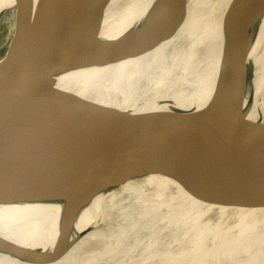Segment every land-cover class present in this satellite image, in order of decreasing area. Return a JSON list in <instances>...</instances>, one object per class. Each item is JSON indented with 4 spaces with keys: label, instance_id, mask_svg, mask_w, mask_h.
<instances>
[{
    "label": "bare ground",
    "instance_id": "obj_1",
    "mask_svg": "<svg viewBox=\"0 0 264 264\" xmlns=\"http://www.w3.org/2000/svg\"><path fill=\"white\" fill-rule=\"evenodd\" d=\"M176 1L187 3L183 17L134 30L154 8L167 10L157 0H109L94 65L59 72L57 86L82 98L80 124L121 109L159 115L152 142L198 134L205 148L264 161V19L250 52L228 55L252 67V110L239 117L211 95L223 26L240 17V1ZM233 136L258 147L242 149ZM220 137L228 138L209 142ZM0 231V264H264V206L226 202L158 173L83 187L55 205L0 204Z\"/></svg>",
    "mask_w": 264,
    "mask_h": 264
},
{
    "label": "water",
    "instance_id": "obj_2",
    "mask_svg": "<svg viewBox=\"0 0 264 264\" xmlns=\"http://www.w3.org/2000/svg\"><path fill=\"white\" fill-rule=\"evenodd\" d=\"M239 1L240 17L223 26L211 100L232 115L247 117L254 102L248 95L252 67L228 55L250 52L264 19V0L250 1L247 8ZM17 2L14 32L0 56V204L55 205L83 187L158 173L226 202L264 206V161L205 148L196 141L198 134L170 144L152 142L159 115L121 109L80 124L82 98L59 88L56 75L94 65L109 0H45L37 13L34 0ZM159 4L170 11L168 16L154 8L134 30L156 18L170 22L173 13L177 19L186 14L187 3ZM241 21L243 27L236 24ZM232 138L242 149L258 147ZM74 215L75 210L69 212L68 225ZM2 234L0 250L6 241Z\"/></svg>",
    "mask_w": 264,
    "mask_h": 264
},
{
    "label": "rangeland",
    "instance_id": "obj_3",
    "mask_svg": "<svg viewBox=\"0 0 264 264\" xmlns=\"http://www.w3.org/2000/svg\"><path fill=\"white\" fill-rule=\"evenodd\" d=\"M44 1L45 0H34L35 13L39 11ZM17 6V0H6L1 7V9H4V14L0 17V56L7 47L8 41H10L14 32V20Z\"/></svg>",
    "mask_w": 264,
    "mask_h": 264
}]
</instances>
